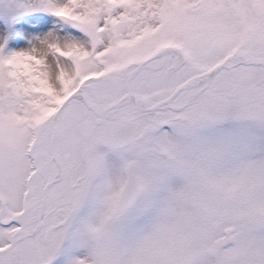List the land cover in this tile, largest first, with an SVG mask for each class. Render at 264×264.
<instances>
[{"label":"snow or ice","instance_id":"6c2138e0","mask_svg":"<svg viewBox=\"0 0 264 264\" xmlns=\"http://www.w3.org/2000/svg\"><path fill=\"white\" fill-rule=\"evenodd\" d=\"M0 264H264V0H0Z\"/></svg>","mask_w":264,"mask_h":264}]
</instances>
